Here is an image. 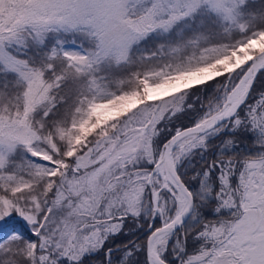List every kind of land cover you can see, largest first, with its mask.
<instances>
[{
	"label": "snow or ice",
	"instance_id": "snow-or-ice-1",
	"mask_svg": "<svg viewBox=\"0 0 264 264\" xmlns=\"http://www.w3.org/2000/svg\"><path fill=\"white\" fill-rule=\"evenodd\" d=\"M0 264H264V0H0Z\"/></svg>",
	"mask_w": 264,
	"mask_h": 264
}]
</instances>
